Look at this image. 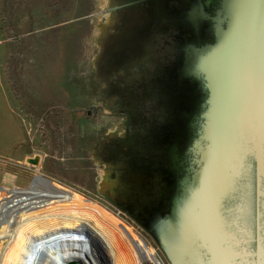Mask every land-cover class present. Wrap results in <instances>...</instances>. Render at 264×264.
<instances>
[{
	"label": "rangeland",
	"instance_id": "rangeland-1",
	"mask_svg": "<svg viewBox=\"0 0 264 264\" xmlns=\"http://www.w3.org/2000/svg\"><path fill=\"white\" fill-rule=\"evenodd\" d=\"M240 6L231 36L193 40L185 0H0V186L41 175L96 203L132 264H264V47L256 70L261 29Z\"/></svg>",
	"mask_w": 264,
	"mask_h": 264
},
{
	"label": "bare ground",
	"instance_id": "bare-ground-1",
	"mask_svg": "<svg viewBox=\"0 0 264 264\" xmlns=\"http://www.w3.org/2000/svg\"><path fill=\"white\" fill-rule=\"evenodd\" d=\"M93 216L99 221H92ZM116 220L96 203L58 190L41 175H36L28 187L0 186V264H66L70 260L97 264L93 254L82 247L85 241L66 242L67 233L81 240L87 233L97 238L111 264H132L135 250L131 254L123 250L114 232L105 225L117 231L121 227ZM123 243L127 247L128 242ZM50 245L60 253L53 254L47 249Z\"/></svg>",
	"mask_w": 264,
	"mask_h": 264
},
{
	"label": "crops",
	"instance_id": "crops-1",
	"mask_svg": "<svg viewBox=\"0 0 264 264\" xmlns=\"http://www.w3.org/2000/svg\"><path fill=\"white\" fill-rule=\"evenodd\" d=\"M189 10L186 13V27L191 29H202L201 37L204 29L218 28L220 35L224 33L223 29H227V34L231 36V28L235 26L239 17L240 4L246 0H185ZM252 15V24L257 26V30L261 32L257 36L258 43H254V50L252 54V61L258 70V63L260 65L261 55L258 51V46L264 47V0H249ZM1 17V16H0ZM1 20V19H0ZM223 32V33H221ZM197 35H199L197 33ZM205 35V34H204ZM232 38V37H231ZM5 39H0V44ZM230 41H232L230 39ZM229 41V43H230ZM257 45V46H256ZM1 72V70H0ZM157 258V257H156ZM159 262V260H158ZM160 264V262H159Z\"/></svg>",
	"mask_w": 264,
	"mask_h": 264
},
{
	"label": "flooded vegetation",
	"instance_id": "flooded-vegetation-1",
	"mask_svg": "<svg viewBox=\"0 0 264 264\" xmlns=\"http://www.w3.org/2000/svg\"><path fill=\"white\" fill-rule=\"evenodd\" d=\"M170 3H171V0H170ZM186 29H187V31H188V29L189 28H187L186 27ZM191 29V28H190ZM197 31L198 30H196L195 32H194V35H193V37L191 36V35H186V38L187 39H193V40H195L196 38H201V36H199V35H197ZM170 32H171V36H169L168 37V39L172 42V44H171V42H167L166 43V45H169V46H171V49L173 50V51H171V56H172V58L169 60V59H166L164 62H161V63H165V64H167V63H169V62H177V60H178V52H180V51H178V49L176 48V42H173L174 41V37L176 36V34H175V29L174 28H172V27H170L169 28V31L167 32L166 31V35L169 33L170 34ZM175 38H177V36L175 37ZM171 45H170V44ZM156 60L159 62V60H160V58L158 59V58H156ZM185 123L186 124H184L185 125V129H186V132H185V134L180 138V140H182V139H186V138H188L190 135H191V132H192V128L189 126V120L187 119L186 121H185ZM162 129H164V128H156V126L154 125V128H153V130H151V131H149L148 133H147V136H148V138H152V139H156L158 142H165L166 140H167V131H165V130H162ZM148 138L146 139V140H148ZM145 140V141H146ZM183 141V140H182ZM160 146H161V144H160ZM177 152H178V150H177ZM171 153L172 152H170L169 151V149H165V148H163L162 150H160V153H156V154H154V158L155 159H157V158H159L158 160H160V159H162V161L163 160H167L168 159V156L169 155H171ZM160 165V164H159ZM160 166H162V165H160ZM174 171H175V169L173 168V171L170 173V174H172V173H174ZM164 173L166 172V171H163ZM167 174L166 175H169V172H166ZM168 179H169V176H164V177H162V176H160V179H159V182H157L156 184H155V187H156V191L158 192V188H159V186H160V188L162 189V186L164 185V182H167L168 181Z\"/></svg>",
	"mask_w": 264,
	"mask_h": 264
},
{
	"label": "trees",
	"instance_id": "trees-1",
	"mask_svg": "<svg viewBox=\"0 0 264 264\" xmlns=\"http://www.w3.org/2000/svg\"><path fill=\"white\" fill-rule=\"evenodd\" d=\"M156 190V187H155ZM174 195H175V191L171 190L169 195H163L160 196L159 198H156V203H155V208L158 209V204H159V212L161 214L163 213H169L170 209L169 207L167 208L166 206H171L172 201L174 200Z\"/></svg>",
	"mask_w": 264,
	"mask_h": 264
},
{
	"label": "water",
	"instance_id": "water-1",
	"mask_svg": "<svg viewBox=\"0 0 264 264\" xmlns=\"http://www.w3.org/2000/svg\"><path fill=\"white\" fill-rule=\"evenodd\" d=\"M256 200H257V202H258V195H257V197H256ZM90 236H88L87 237V239L89 238ZM92 237V236H91ZM87 239H86V241H87ZM92 239H96L97 241H98V247H99V249H100V251H101V254L103 255V259H104V264H109V259H108V257H107V255L105 254V252H104V250H103V247H102V245L100 244V242H99V240L97 239V238H95V237H92ZM86 241H85V243H86ZM84 248H85V250H86V244H85V246H84ZM87 251V250H86ZM90 252H91V250H90ZM89 252V253H90ZM92 253V252H91ZM93 254V253H92ZM176 262V261H175ZM61 264H65L64 262L63 263H61ZM66 264H81L80 262H78L77 260H70L68 263H66Z\"/></svg>",
	"mask_w": 264,
	"mask_h": 264
}]
</instances>
